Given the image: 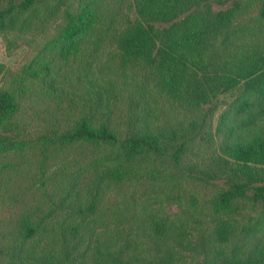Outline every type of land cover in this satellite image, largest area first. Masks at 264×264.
Returning a JSON list of instances; mask_svg holds the SVG:
<instances>
[{
	"label": "trees",
	"instance_id": "obj_1",
	"mask_svg": "<svg viewBox=\"0 0 264 264\" xmlns=\"http://www.w3.org/2000/svg\"><path fill=\"white\" fill-rule=\"evenodd\" d=\"M1 1L0 264H264V0Z\"/></svg>",
	"mask_w": 264,
	"mask_h": 264
},
{
	"label": "rangeland",
	"instance_id": "obj_2",
	"mask_svg": "<svg viewBox=\"0 0 264 264\" xmlns=\"http://www.w3.org/2000/svg\"><path fill=\"white\" fill-rule=\"evenodd\" d=\"M232 1V0H231ZM2 4V1L0 0ZM230 1L225 6L213 5L214 9H221L229 6ZM21 19H18V24ZM43 45L42 40L33 39L32 37H22V32L17 28L16 25L11 26L7 31H0V87L7 80L12 73L20 72L22 67L27 68L29 64L37 66L42 59L41 46ZM36 84L31 85V91L27 94L28 97L36 99L35 94ZM31 107H29V110ZM221 111L219 110L215 119H218ZM216 124V121H214ZM5 163L0 161V170H5ZM1 176V174H0ZM3 184L0 182V186ZM185 206L175 200H166L163 203L164 212L171 217L180 215ZM186 257L189 256L188 252H185ZM191 263L190 258L187 259Z\"/></svg>",
	"mask_w": 264,
	"mask_h": 264
}]
</instances>
